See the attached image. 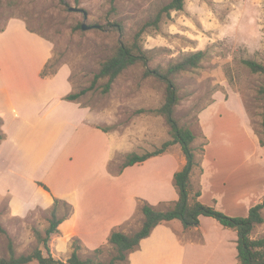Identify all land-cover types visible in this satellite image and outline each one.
<instances>
[{
  "label": "rangeland",
  "instance_id": "374dc122",
  "mask_svg": "<svg viewBox=\"0 0 264 264\" xmlns=\"http://www.w3.org/2000/svg\"><path fill=\"white\" fill-rule=\"evenodd\" d=\"M169 1L0 0V30L9 19L19 18L39 33L35 34L49 40L54 66L69 67L72 91L78 92L91 85L118 39L132 40L152 12ZM68 6L78 10L71 11ZM85 13L87 29L79 27ZM117 24L122 25V34ZM142 45L150 57L147 65L139 63L126 69L108 92L97 86L77 100L92 109L94 113L88 119L96 121L93 125L107 128L111 142L118 146L109 162V171L118 174L128 153L152 151L171 138L164 116L153 111L164 102L166 84L153 75L146 76L145 70L165 68L191 51L204 50L206 57L200 67L174 76L180 96L175 115L181 125L189 126L195 133L193 147L207 142L203 155L202 202L215 205L213 197L218 196L221 201L215 205L217 209L230 215H247L251 206L264 199V145L260 144V139H264V100L258 92L264 84V74L252 72L242 60L251 58L264 64V0H186L184 9L174 11L158 30L143 34ZM32 49L28 40L22 42L14 34L0 37V86L13 87L8 82L10 75L21 70L33 71V62L28 57ZM3 90H0V116L5 120L3 130L8 138L0 149V223L6 230V233L0 232V256L8 254L10 240L18 254L42 246L35 231L45 235L50 225L55 198L35 196L31 174L54 191L68 193L82 183L85 187L83 215L91 214L89 205L96 211L110 205L105 204L108 195L120 197L126 209L134 208L137 201L140 206L142 198L137 197L136 201L134 195L148 199L159 209L170 207L177 200L178 197L172 198L177 191L171 171L185 163L180 144L170 146L165 153L142 165L130 166L115 180L94 160L95 145L89 139L92 131L83 128L73 133L74 123L20 126ZM20 128L31 135L27 145L32 153L23 151ZM104 141L100 139L98 143L102 145ZM63 147L62 157L57 158L56 152ZM9 159L11 164L7 162ZM200 178L201 173L196 169L192 175L195 188L201 184ZM97 182L104 187L97 186ZM7 189L34 200L11 204L10 194L2 196ZM63 201L73 206L63 198L56 206L64 225L59 233L52 235V254L67 259L74 247L80 245L78 253L82 258L92 256L108 262L115 253L112 244L100 245L103 251L95 254L79 236L70 235L73 211ZM14 212L20 214L17 216ZM262 213L264 216V209ZM139 214L124 225L126 233L139 229L143 221V214L140 211ZM182 227L180 220H174L171 226L184 241L175 250L177 261L240 264L237 246L232 245L236 253L229 251L228 256L225 249L229 238L237 243L234 229L223 227L212 217H203L198 230L185 234ZM85 232L89 233L86 238V243H91L89 247L99 245L101 232L94 228ZM252 236H264V222L255 225Z\"/></svg>",
  "mask_w": 264,
  "mask_h": 264
},
{
  "label": "trees",
  "instance_id": "16d2710c",
  "mask_svg": "<svg viewBox=\"0 0 264 264\" xmlns=\"http://www.w3.org/2000/svg\"><path fill=\"white\" fill-rule=\"evenodd\" d=\"M185 1L186 0H170L168 3L152 12L149 19L134 33L132 40H126L124 38L118 39L112 54L102 61L99 70L94 75L91 85L78 92L71 91L66 94L63 99L77 101L82 94L97 86H101L103 92H108L113 82L126 69L139 63L147 65L150 57L142 45L143 34L150 30H158L165 20L171 18L174 11L184 9ZM26 26L28 30L37 33L30 28L28 24H26ZM117 26V30L122 34V25L117 24ZM79 27L81 28L82 25L80 24ZM205 57L206 51L204 50L191 51L182 56L179 60L170 63L165 68L158 66L145 70L146 76L153 75L166 84L164 102L153 111L164 116L170 127L171 138L164 141L160 147L152 151H146L141 154L137 152L128 153L119 171V173H121L129 166L142 164L151 157L165 153L170 146L180 144L185 156V163L174 173L173 180L178 193V198L175 200L174 204L165 209H159L146 199H140V210L143 214L141 226L133 233H126L120 229H113L109 235L108 242L114 246L115 253L108 262H104L92 256L82 258L78 253L80 245L74 247L71 255L67 259L55 257L52 254L50 241L53 234L60 232L59 225L63 221V218L58 216L56 209L58 202L62 198L54 197L55 207L52 211L50 225L45 230V235L39 230L35 231L38 241L42 246L35 247L29 253L18 254L13 242L10 240L8 244V254L0 256V264H28L33 261H37L39 264H129L130 252L139 248L142 239L150 236L157 225L172 220H180L185 228L197 227L200 224L201 216L213 217L224 227L232 228L237 232V257L240 264H264V236H252L255 225L264 222L262 213L264 209V199L251 206L245 216L230 215L217 209L214 205L202 202L200 200V196L202 195L201 184L195 188L192 181V175L196 169H199L201 174L203 173V155L207 142L197 148L193 147L192 143L195 139V133L189 126L179 123L175 115V109L180 101V96L174 81V76L183 71L197 69L200 67ZM54 62V57L49 58L40 71L41 77L49 78L58 72L60 66H54ZM242 62L252 72L264 74L263 63L251 58H244ZM101 80H104V82L99 85ZM258 92L264 100V84L260 86ZM3 126L4 119L0 116V140L6 138V132L3 130ZM98 127L102 128L104 131H108L105 127ZM262 133L264 134V107L262 112ZM260 144L262 146L264 145V139H260ZM38 184L46 190H49V187L45 183L38 181ZM63 203L68 205L72 211L74 210V207L68 202L63 201ZM0 232L6 233L1 223ZM102 251L103 248L101 246L94 249L95 254H100Z\"/></svg>",
  "mask_w": 264,
  "mask_h": 264
},
{
  "label": "crops",
  "instance_id": "0c3cea01",
  "mask_svg": "<svg viewBox=\"0 0 264 264\" xmlns=\"http://www.w3.org/2000/svg\"><path fill=\"white\" fill-rule=\"evenodd\" d=\"M11 34L16 35V38L18 40H21L22 42L28 40L33 48L32 52L28 55V57L31 58V63L33 62V71L21 70L18 73L10 75V77L8 78V82L13 87L0 86V90L4 89L3 91L8 98V104L12 106L14 116L21 123L20 126H23L25 124H38L39 126H42L50 123L63 126L64 124L67 125L69 123H74L73 133H77L83 128L87 129L88 131H92L89 139H91L93 141V144L95 145V150H93L92 153L94 160L99 161V164L102 166L101 169L105 172L107 171V175L110 178H114L116 180L117 177L124 175L126 169L130 166L125 168L121 173L118 174H113L108 169L109 162L113 159L114 152L118 146H116V143L111 142V134L108 133V131H104L102 128L98 127L99 125H93V122L96 121H90L88 119L89 115L94 113L92 109L90 107L82 106L78 101L63 99L66 94L73 90V85L70 81L69 67L67 65H62L59 71L54 76L49 78H43L40 76L41 69L52 56V43L49 40L28 30L26 23L19 18L9 19L4 29L0 31V37L3 38ZM73 117L76 118V121L72 120ZM36 130H38V128ZM40 134L42 133L39 132V135ZM19 135L20 137H22L21 139L23 141L24 153L26 151L28 153H32L30 151L31 149L27 145V143L30 142V139L28 138L31 137V135L28 136L29 131L24 132V130L20 128ZM7 138L8 134L6 133V138L0 141V149H3V145L6 142ZM100 139L105 140L102 145L98 143ZM102 147H106V149L101 150ZM64 150L65 148L63 147L59 152H56L58 155H56V157H62L61 155ZM73 155L69 157L70 162H72L74 157L78 156L76 154L73 157ZM7 162L11 164L10 159ZM177 170L178 169H172L171 175L173 177L175 171ZM204 176L205 171L203 170L200 178L201 187ZM29 177L31 185H33V188L35 190V196H47L49 199L59 197L66 199L73 204L74 210L73 215L70 218L71 223L69 225V233L70 235L72 234L79 236L86 244V246L90 249H95L102 244L108 243L109 235L113 229H120L125 232L124 225L129 220H131V218L135 214H139V211L141 212L137 197L146 199L140 195H134V199L137 201L138 205L136 203V206L134 208L126 209L124 208V202L120 197H111L110 195H108V197L110 198L107 197L105 199V204L110 205H106L104 208H99V211L94 210L92 205H89L88 211L91 212V214L83 215V213H85L83 209V201H85V187L82 183L79 182V186H76L77 189H74L75 191L66 193L62 191L52 190L48 184H46L42 180H39L38 177L32 174L29 175ZM38 181L45 183L49 187V190H46L44 187L39 185ZM96 185L104 187V184L100 182H97ZM93 186H95V183ZM5 194L11 195V204L32 198L28 197L26 199L21 195L13 192L11 189H7V191H5L2 196H4ZM203 195L204 190L202 188V195L200 196L201 201ZM90 197L92 203L95 205L91 192ZM176 197H178V193L172 198ZM213 198L215 199V205H217L218 202L221 201L218 196ZM33 200L34 199L32 198V201ZM146 200L149 201L148 199ZM210 205L213 204L210 203ZM14 213L17 216L18 214H20L19 212ZM139 215L141 216V214ZM203 217L209 216H201L200 224L197 227H182V232L186 234L192 229L198 230V227H200L203 222ZM173 221L174 220L157 225L153 229L150 236L142 239L139 248L130 252L129 264H166V262H169L171 259L172 262H169L168 264H185L184 260L180 259V261H177L175 258V250L180 249L184 244V241H181L179 233L176 234L173 228H171ZM63 225L64 223H61L59 225V229ZM91 228H94V230H96L97 232H101V241L99 245H91L92 248L88 246V244L91 243H86V238L89 236V233L85 232L89 231ZM231 237L235 239V236L233 234ZM234 242L235 241H232L229 238L225 243L227 256L229 251H234L236 253L233 246H237V243Z\"/></svg>",
  "mask_w": 264,
  "mask_h": 264
},
{
  "label": "water",
  "instance_id": "95a60500",
  "mask_svg": "<svg viewBox=\"0 0 264 264\" xmlns=\"http://www.w3.org/2000/svg\"><path fill=\"white\" fill-rule=\"evenodd\" d=\"M68 8H69V10H71V11H77L78 10V8L77 7H74V6H68ZM86 13H85V19H84V22L82 23V28L83 29H87L88 28V26H87V24H86Z\"/></svg>",
  "mask_w": 264,
  "mask_h": 264
}]
</instances>
